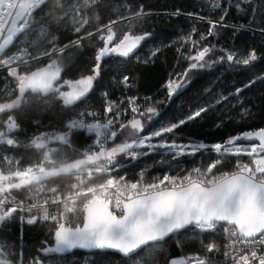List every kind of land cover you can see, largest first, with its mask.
<instances>
[{
  "label": "snow or ice",
  "instance_id": "snow-or-ice-1",
  "mask_svg": "<svg viewBox=\"0 0 264 264\" xmlns=\"http://www.w3.org/2000/svg\"><path fill=\"white\" fill-rule=\"evenodd\" d=\"M47 2L48 0H0V34H5L6 22H10L5 38L0 42V68L5 69L7 76L14 81V88L8 92L9 99L0 103V113L21 106L29 93L36 94L39 98L56 94L64 105L76 104L93 89L105 57L113 54L129 57L150 35L128 32L117 38L113 25L118 20H110L99 26L96 33L88 32L71 41L73 46H79L83 40L98 34L101 46L96 52L91 74L77 79H62V65L53 54L63 53L68 45L57 47L53 39L48 42L49 47L33 53L26 44L19 43L16 51L5 54L17 37L31 28L30 17L33 13ZM240 2L243 3V0ZM56 4H59V0H56ZM59 6L62 7L61 4ZM73 7L75 6H70ZM209 7L218 10L219 17L207 21L208 31L206 34L202 33L199 40H193L191 36L188 38L197 50L195 55L189 57L192 61L189 68L167 81L168 98L186 86L190 71L225 62L249 65L258 59L255 49L243 56L228 49H222L219 56L215 55V46L204 41L209 37L215 38L218 28L232 27L235 30L236 26L226 24L225 20L232 7L237 11L240 7L239 4H229L227 0H212ZM142 14V8L135 13L137 16ZM179 14L177 10L176 15ZM75 22L79 26L74 30L80 33L88 21L77 17ZM261 31L264 32V29ZM45 57L47 60H44ZM30 61H43V64L34 70H22L21 66L27 67ZM122 83L129 86L128 76H123ZM222 99L227 97L217 99L216 103H221ZM129 103L135 105L136 101L130 99ZM213 106L211 103L207 107L199 106L186 118L143 134L146 125L160 117L156 106H149L147 102L143 108L133 106V117L124 122L118 119L119 113L114 112L115 105L108 102L105 110L113 114V118L107 122H88L86 117H95L96 113L81 112L77 118L66 123L64 131H47L35 135L30 139L29 146L41 150L42 158L23 168L17 166L7 174L0 171V223L12 218L18 211L25 210L23 201L11 198L12 190L36 185V192L41 193L44 191L43 182L48 177L75 173L77 183L71 185L74 191L66 197L51 195L41 200L39 195L29 196L32 202L27 211L31 215L26 222L32 225L42 219L55 224L54 246L43 245L42 251L45 253L95 249L115 250L128 256L142 249H155L166 238L190 227L208 232L223 225L230 238L225 256L230 258L231 264H264V127L244 131L212 144L197 141L154 143L157 138L175 133L189 121L201 117ZM247 112L245 109L242 114L246 115ZM5 124L6 131H0V142L15 146L17 141L8 133L18 128L17 122L12 115H8ZM126 129L129 131L125 132ZM74 130H83L94 137L89 147L78 153L79 158L72 157L69 152H76L70 141ZM121 133L124 134L123 137ZM118 137L119 142L112 143ZM238 141L248 143L241 144ZM54 142L62 147H50ZM141 148L147 150L141 155H148L157 148L167 149L172 160L181 156H195L206 149L215 153L217 158L203 168L194 167L182 175L165 174L150 183L143 181V172L134 182L128 181L124 176L111 175L119 163L118 156L137 159V150ZM225 155H243L250 159L247 163L238 160L234 170L217 175L213 170L222 164L219 157ZM88 165H94L95 168H88ZM94 172L105 173L108 178L102 183L85 187L82 177L86 174L91 178ZM48 192L55 194L57 189L50 188ZM50 204H63V210L53 214L49 211ZM69 213L76 215L69 217ZM204 250L212 253L218 251V246L215 242H209ZM4 255L3 247L0 246V257ZM0 264L13 262L0 259ZM15 264L23 262L17 257ZM32 264L44 262L34 259ZM168 264H211V261L197 254L182 259L172 258Z\"/></svg>",
  "mask_w": 264,
  "mask_h": 264
},
{
  "label": "trees",
  "instance_id": "trees-1",
  "mask_svg": "<svg viewBox=\"0 0 264 264\" xmlns=\"http://www.w3.org/2000/svg\"><path fill=\"white\" fill-rule=\"evenodd\" d=\"M211 2L212 0H59L62 5L60 7L56 0H48L30 17L31 28L18 36L5 54L16 50L19 43L26 44L33 53L49 47L48 42L53 39L57 47L68 45L63 53L53 54L54 57L73 54L62 72V79H77L91 74L96 52L101 46L98 34L83 40L79 46H73L71 41L88 32L96 33L102 24L118 20L113 25L117 38L128 32L134 35H150L129 57L115 54L105 57L93 89L76 104L64 105L56 94L39 98L36 94L29 93L21 106L0 113V131H6L8 115H12L18 125L16 130L8 133L17 140V145L0 143V168L6 171L13 168V163L7 164L9 158L20 165L38 162L42 158V152L29 146L32 137L47 131H64L65 123L78 117L81 112L102 109L107 101L117 98L145 97L149 106L157 107L160 117L147 124L143 134L186 118L199 106L207 107L209 103L214 105L201 117L189 121L175 133L165 134L162 137L163 142L197 141L212 144L244 131L264 127V32L261 31L264 29V0H243V3L240 0H227L229 4H239L240 7L239 11L232 7L225 20L226 24L236 26L235 30L232 27L218 28L215 38L209 37L204 41L215 46L216 56L221 54L222 49L235 50L238 56L255 49L258 59L249 65L225 62L190 71L186 86L168 98L164 87L167 79L171 76L176 78L188 69L192 62L189 57L195 55L197 50L188 38L191 36V39L199 40L200 35L208 31L207 21L219 17V11L209 7ZM141 8L143 14L135 15ZM177 10L179 15H176ZM77 17L88 21L80 33L74 30L79 26L75 22ZM154 52L156 55H151ZM42 64L43 61L34 62L21 68L34 70ZM125 75L129 78V86L122 83ZM12 88L14 81L7 76L6 71L0 72L2 102L9 99L8 92ZM222 97L227 99H222L217 104L216 100ZM245 109L248 112L243 115ZM133 115L129 105H126L119 120L126 122ZM137 118L140 117L137 115ZM127 131L129 130L126 129L125 132ZM123 135L121 133L122 137ZM93 139L92 134L74 130L70 141L76 152L69 150L70 155L79 158L78 153L86 150ZM119 140L120 137L113 143ZM50 147L59 148L62 145L54 142ZM145 151L147 150L143 148L138 149L137 159L118 156L119 163L111 175L124 176L128 181L134 182L143 172V181L150 182L165 174L182 175L194 167L203 168L217 158L215 153L207 149L195 156H181L177 160H172L166 152L167 149H155L148 155H141ZM219 159L222 164L218 170L232 171L238 160L249 162L250 158L243 155H225ZM87 167L95 168L94 165ZM73 174L63 173L48 177L46 183H59L69 187ZM107 178L108 175L102 173L95 182L100 183ZM12 193L15 196L24 195L23 190H12ZM54 228L44 224L28 225L15 214L0 223V246L5 254L2 258L12 261L13 264L17 257L23 264H32L34 259L43 261L44 264H168L172 258H187L198 253L209 259L211 264H223V239L217 233L193 232L188 228L160 242L155 249H142L132 256L124 257L101 250L92 253L76 250L68 255L45 253L42 251L43 245H54ZM209 242H215L218 251L206 253L204 246Z\"/></svg>",
  "mask_w": 264,
  "mask_h": 264
},
{
  "label": "built area",
  "instance_id": "built-area-1",
  "mask_svg": "<svg viewBox=\"0 0 264 264\" xmlns=\"http://www.w3.org/2000/svg\"><path fill=\"white\" fill-rule=\"evenodd\" d=\"M8 27H10V22H6V28H5V34H6V31H7V28ZM5 34H0V42H2L3 41V39L5 38ZM14 51H16V50H13V51H10V52H8V53H12V52H14ZM30 51V50H29ZM46 58V57H45ZM44 58V59H45ZM35 61H30L29 62V64H31V63H34ZM28 64V65H29ZM21 67H23V65L21 66ZM3 71H6L5 69H3V68H0V72H3ZM170 78H175L174 76H171V77H169L168 79H167V81L170 79ZM167 81H166V83L164 84V87H165V89L167 90V88H166V85H167ZM130 99H134L135 101H136V104L135 105H133V104H130L129 103V100ZM144 101V103H142ZM108 102H112L114 105H115V108H114V112H118L119 113V117L118 118H120V116H121V114L125 111V107H126V105H129V107H130V109L133 107V106H137V107H140V108H143L144 106H145V103H146V98L145 97H129V98H117V99H112V100H109V101H107V103L105 104V106L101 109H99V108H96V109H89L87 112H94V113H96V116L95 117H92V116H88V117H86V120L88 121V122H92V121H94V120H98V121H100V122H107V120L108 119H111V118H113V114H111V113H108V112H106V106H107V104H108ZM0 103H3L1 100H0ZM126 103V104H125ZM86 112V113H87ZM77 118V117H76ZM75 119V118H74ZM72 120V119H71ZM70 121V120H69ZM68 122V121H67ZM11 138H13V137H11ZM13 139H15V138H13ZM16 140V139H15ZM17 141V140H16ZM0 143H3V142H0ZM18 143V142H17ZM17 145V144H16ZM241 162H245V163H247V161H241ZM18 165H17V163L15 164V165H13V168L11 169V170H15V168L17 167ZM94 169V168H93ZM234 170V169H233ZM214 171V173L215 174H220V173H222V172H225L224 170H218V168L217 169H214L213 170ZM6 174H7V172H5ZM100 174H102V173H95L94 172V175L91 177V178H89V177H87V175L85 174L83 177H82V179L85 181V187H87V186H91V185H93V184H99V183H96L95 182V180L97 179V177L100 175ZM16 182H18V181H16ZM104 182V181H103ZM75 183H77V181H76V179H75V173L73 174V176H72V180L70 181V185H69V187H66V186H62L61 184H59V183H57V184H53V185H48L46 182H43V187H44V191L43 192H41V193H37L36 192V187L37 186H28L27 188H21V189H14V190H23V192H24V195L23 196H15L12 192H11V198H13V199H15V200H17V201H23L24 202V207H25V210L24 211H18L16 214L19 216V218L24 222V223H26V224H28L27 222H26V220H27V218L31 215V213H29L28 211H27V207H28V205L32 202V201H30V199H29V196L31 195V196H33V197H35V196H37V195H39V197H40V199L42 200V199H44V198H48L49 196H51V195H59V196H61V197H66L67 195H69L70 193H73V189L71 188V185L72 184H75ZM100 183H102V182H100ZM50 188H56L57 189V192L55 193V194H51V193H49L48 192V189H50ZM83 198L81 197L80 198V200H82ZM72 205H71V203H69V207H71ZM80 206V201L78 200L77 201V207H79ZM63 210V204H59V205H49V211L50 212H52L53 214H55L56 212H58V211H62ZM69 214H74V213H69ZM15 215V214H14ZM36 224H44V225H51V226H53V227H55V224L53 223V222H51V221H43L42 219L38 222V223H36ZM28 225H30V224H28ZM32 225H35V224H32ZM191 228V227H190ZM191 231H193V232H201V233H203L202 231H198V230H196V229H193V228H191ZM207 233H217L218 235H220L221 237H222V239H223V242H222V251H223V259H222V263L223 264H231V260H230V258L229 257H226L225 256V250H226V245H227V243H228V241H229V237H228V235L225 233V231H224V226L223 225H220V226H218L215 230H213V231H208ZM198 253H194V254H191L189 257H191V256H194V255H197ZM200 255V254H199ZM201 256H203V255H201ZM203 257H205V256H203ZM0 259H3V258H0Z\"/></svg>",
  "mask_w": 264,
  "mask_h": 264
},
{
  "label": "rangeland",
  "instance_id": "rangeland-1",
  "mask_svg": "<svg viewBox=\"0 0 264 264\" xmlns=\"http://www.w3.org/2000/svg\"><path fill=\"white\" fill-rule=\"evenodd\" d=\"M72 57H73V54L72 53H67V54H61V55H59V56H56V57H54V58H56V59H58V61L61 63V65H62V72H63V70L65 69V67L68 65V63L70 62V60L72 59ZM62 75V74H61ZM66 79V78H65ZM68 79V78H67ZM64 90H67V89H64ZM119 119V118H118ZM67 123V122H66ZM66 123H65V125H66ZM162 141V138H157V140L156 141H154V143L155 142H161ZM157 149H162V148H157ZM166 152H168V150L166 151ZM12 159H8V162H7V164L8 165H11L12 163V165H15L16 163H17V165L20 167V168H23V167H26V166H28V165H30V164H28V165H20L17 161H13ZM0 171H6V170H2L1 168H0ZM9 171V170H8ZM8 171H6V172H8ZM163 176H161L160 178H162ZM159 178L157 177L156 179H154V180H152V181H150V182H153V181H156V180H158ZM46 181V180H45ZM44 181V182H45ZM145 183H150V182H146V181H144ZM0 258H2V257H0ZM182 258H184V257H177V259H182Z\"/></svg>",
  "mask_w": 264,
  "mask_h": 264
},
{
  "label": "water",
  "instance_id": "water-1",
  "mask_svg": "<svg viewBox=\"0 0 264 264\" xmlns=\"http://www.w3.org/2000/svg\"><path fill=\"white\" fill-rule=\"evenodd\" d=\"M70 46V45H69ZM183 231V230H182ZM172 236V235H171ZM170 236V237H171ZM166 239H168V238H166ZM54 246V245H53ZM76 250H79V251H82V252H86V253H92V252H94V251H96L95 249H75V250H72L71 252H68V253H60V254H63V255H68V254H70V253H72L73 251H76ZM101 251H108V252H113V253H117V254H119V255H121V256H124V257H129V256H132V255H134V254H131V255H128V256H125V255H123V254H121V253H119L118 251H115V250H101ZM139 251H141V250H139ZM138 251V252H139ZM137 252V253H138ZM136 254V253H135Z\"/></svg>",
  "mask_w": 264,
  "mask_h": 264
},
{
  "label": "bare ground",
  "instance_id": "bare-ground-1",
  "mask_svg": "<svg viewBox=\"0 0 264 264\" xmlns=\"http://www.w3.org/2000/svg\"><path fill=\"white\" fill-rule=\"evenodd\" d=\"M69 215V217H72V216H74V215H76V214H68Z\"/></svg>",
  "mask_w": 264,
  "mask_h": 264
}]
</instances>
